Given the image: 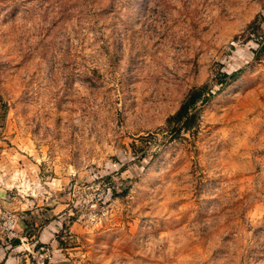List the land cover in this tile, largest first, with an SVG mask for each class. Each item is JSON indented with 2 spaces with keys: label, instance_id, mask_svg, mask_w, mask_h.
I'll return each instance as SVG.
<instances>
[{
  "label": "rangeland",
  "instance_id": "obj_1",
  "mask_svg": "<svg viewBox=\"0 0 264 264\" xmlns=\"http://www.w3.org/2000/svg\"><path fill=\"white\" fill-rule=\"evenodd\" d=\"M0 249L264 264V0H0Z\"/></svg>",
  "mask_w": 264,
  "mask_h": 264
},
{
  "label": "built area",
  "instance_id": "obj_2",
  "mask_svg": "<svg viewBox=\"0 0 264 264\" xmlns=\"http://www.w3.org/2000/svg\"><path fill=\"white\" fill-rule=\"evenodd\" d=\"M2 219H3V225L6 226L8 229H13L14 228V222H15V217L12 215H7L5 213L2 214Z\"/></svg>",
  "mask_w": 264,
  "mask_h": 264
},
{
  "label": "trees",
  "instance_id": "obj_3",
  "mask_svg": "<svg viewBox=\"0 0 264 264\" xmlns=\"http://www.w3.org/2000/svg\"><path fill=\"white\" fill-rule=\"evenodd\" d=\"M237 75V73H234L230 76V78H234ZM186 113V106H183L180 108V110L174 115L173 118H181L183 114Z\"/></svg>",
  "mask_w": 264,
  "mask_h": 264
},
{
  "label": "crops",
  "instance_id": "obj_4",
  "mask_svg": "<svg viewBox=\"0 0 264 264\" xmlns=\"http://www.w3.org/2000/svg\"><path fill=\"white\" fill-rule=\"evenodd\" d=\"M32 243V242H31ZM8 248V247H7ZM21 248V247H20ZM22 249V248H21ZM2 251V249H0V253H1V255H5V253H3V251ZM11 251V250H10ZM12 252H9L8 253V255H10ZM11 259H14L13 257H8V259L7 260H5V257L3 258L2 256H0V260H5L4 262H11V261H13V260H11ZM14 262V261H13Z\"/></svg>",
  "mask_w": 264,
  "mask_h": 264
}]
</instances>
